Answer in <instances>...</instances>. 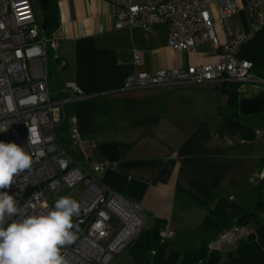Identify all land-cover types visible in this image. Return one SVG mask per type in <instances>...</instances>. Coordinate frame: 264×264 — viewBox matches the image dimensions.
I'll return each mask as SVG.
<instances>
[{"label":"crops","instance_id":"crops-1","mask_svg":"<svg viewBox=\"0 0 264 264\" xmlns=\"http://www.w3.org/2000/svg\"><path fill=\"white\" fill-rule=\"evenodd\" d=\"M236 1L239 11L215 28L221 44L248 28L245 0ZM57 3L59 27L54 37L66 66L55 72L50 90L71 82L93 96L68 104L66 111L77 117L81 135L97 142L96 157L116 164L98 176V182L141 206L145 230L167 225L172 232L169 246L181 253L213 240L199 227L218 199L249 209L260 199L262 233L254 236V243L264 251V179L251 184L264 174V84L239 90L237 120L251 133L248 139L228 134L222 114L228 96L212 84L115 94L135 72L214 64L220 50L206 42L191 51H173L167 46L165 27L150 32L115 30L113 9L103 0ZM210 10L220 18L216 6ZM136 50L143 52L141 65L133 62ZM67 130L62 126L57 136L69 148ZM228 251L221 254L220 264H231ZM111 264L141 263L125 250ZM234 264L264 260L238 257Z\"/></svg>","mask_w":264,"mask_h":264},{"label":"built area","instance_id":"built-area-1","mask_svg":"<svg viewBox=\"0 0 264 264\" xmlns=\"http://www.w3.org/2000/svg\"><path fill=\"white\" fill-rule=\"evenodd\" d=\"M113 9L114 29L139 28L150 32L158 27L168 31L167 46L173 51H191L209 42L220 50L214 64L194 65L127 76L115 94L164 88L198 87L223 83L264 84L252 72V63L239 53L246 42L264 30V0H245L246 30L230 34L223 44L215 28L238 11L236 0H103ZM216 6L220 18L210 10ZM32 0H0V141L24 147L33 160L30 171L15 177L7 191L28 214L54 208L59 194L80 186L77 202L79 226L76 241L61 249L67 264H111L145 228L140 205L101 185L97 177L116 164L96 157L97 142L84 138L77 117L66 106L93 96L84 94L71 82L50 90L51 69L60 71L66 63L58 57L59 40L47 37L39 18L34 17ZM51 52V59L48 56ZM133 62L141 65L143 52L134 51ZM9 98L11 108H9ZM67 125L69 148L60 142L57 130ZM35 128L38 141H28ZM264 174L251 184L258 185ZM17 217H13L16 219ZM75 231V228L73 229ZM254 230L237 226L207 243L208 254H222L246 239ZM172 232L167 225L159 230L162 242ZM256 235V234H255Z\"/></svg>","mask_w":264,"mask_h":264},{"label":"trees","instance_id":"trees-1","mask_svg":"<svg viewBox=\"0 0 264 264\" xmlns=\"http://www.w3.org/2000/svg\"><path fill=\"white\" fill-rule=\"evenodd\" d=\"M40 11L38 16L40 25L47 37H54L59 27V12L57 0H34ZM239 57L252 63L251 72L264 80V30L258 32L242 47ZM55 72H59L53 70ZM52 72V71H51ZM243 85L239 83H223L220 88L228 96L227 105L222 109L224 122L228 125V134L239 133L243 138H250L251 133L237 120V101L239 90ZM223 135L222 128L218 129ZM260 192V188L257 189ZM258 204H261L258 199ZM258 204L253 208H243L227 198L217 200L215 206L204 217L199 231L210 235L212 239L222 232L237 226H251L254 233L240 241L235 248L228 251L231 264L238 257H245L254 262L264 260V251L254 243L255 234L262 233L261 208ZM163 227L158 223L151 229H144L137 239L126 249L136 263L141 264H220L221 254H208L207 244L198 249L178 252L170 248L168 240L162 242L159 230Z\"/></svg>","mask_w":264,"mask_h":264},{"label":"clouds","instance_id":"clouds-1","mask_svg":"<svg viewBox=\"0 0 264 264\" xmlns=\"http://www.w3.org/2000/svg\"><path fill=\"white\" fill-rule=\"evenodd\" d=\"M8 104L11 108L10 98ZM0 131L6 128L0 127ZM38 139L37 130L29 128L28 141ZM32 165L24 147L0 141V190L10 188L15 177L30 171ZM26 207L18 206L7 191H0V264H67L61 249L77 239L79 226L74 225L73 217L79 215L78 202L62 196L54 208L39 214H28Z\"/></svg>","mask_w":264,"mask_h":264},{"label":"rangeland","instance_id":"rangeland-1","mask_svg":"<svg viewBox=\"0 0 264 264\" xmlns=\"http://www.w3.org/2000/svg\"><path fill=\"white\" fill-rule=\"evenodd\" d=\"M33 1V5H34V17H36L37 18V15L39 16L40 15V11H39V9H38V7H37V4L35 3V1L34 0H32ZM36 12V13H35ZM48 56H49V59H51V52L49 51V49H48ZM52 62L51 61H49L48 62V67L51 69V71H52ZM54 76H55V71H52L51 72V74H50V84L51 85H53V82H54ZM83 190V187L82 186H80L79 188H77V189H75V190H73V191H64V192H62V193H60L59 194V198L60 197H62V196H70L71 198H73V199H75V200H77V198H78V192H81Z\"/></svg>","mask_w":264,"mask_h":264}]
</instances>
